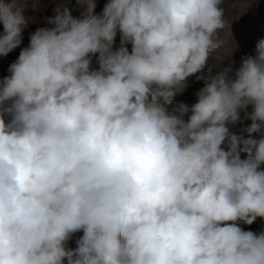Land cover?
I'll use <instances>...</instances> for the list:
<instances>
[{"label": "clouds", "instance_id": "clouds-1", "mask_svg": "<svg viewBox=\"0 0 264 264\" xmlns=\"http://www.w3.org/2000/svg\"><path fill=\"white\" fill-rule=\"evenodd\" d=\"M223 4L53 0L21 47L47 5L0 0V264H264V37L213 59Z\"/></svg>", "mask_w": 264, "mask_h": 264}, {"label": "rangeland", "instance_id": "rangeland-1", "mask_svg": "<svg viewBox=\"0 0 264 264\" xmlns=\"http://www.w3.org/2000/svg\"><path fill=\"white\" fill-rule=\"evenodd\" d=\"M41 2L47 7L35 13L38 18L37 22L31 24L25 31L21 47L27 45L30 32L34 31L38 26H43V17L51 15L53 0H41ZM72 2L75 3V0H72ZM105 2L106 0H98V11ZM223 7L225 9V19L228 21L230 28L220 33L223 46L217 53L213 54V59L217 57L223 58L222 64L226 65L231 57L238 66L241 56L245 53H253L258 39L264 37V0H224ZM74 15H78V13H74ZM0 31H2V25H0ZM237 46L239 47L237 48ZM19 51L20 48H17L7 57H0V79L8 75L7 68L18 57ZM214 62V60L210 61V63ZM201 86V83H193L179 99L189 104L194 103L196 99L194 93ZM250 227L252 230H259L260 222L258 221ZM79 235L81 233H77L73 237L71 242L73 247H75V239Z\"/></svg>", "mask_w": 264, "mask_h": 264}]
</instances>
